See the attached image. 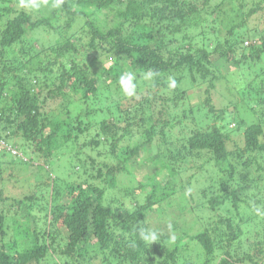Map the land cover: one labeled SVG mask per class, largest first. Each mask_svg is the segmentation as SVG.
I'll return each instance as SVG.
<instances>
[{
    "label": "trees",
    "instance_id": "1",
    "mask_svg": "<svg viewBox=\"0 0 264 264\" xmlns=\"http://www.w3.org/2000/svg\"><path fill=\"white\" fill-rule=\"evenodd\" d=\"M56 3L47 0L40 10L25 11L17 7L18 0H0V137L21 135L33 155L49 160L59 146V132L68 136L72 130L93 131L83 145L90 151L108 146L110 159L116 162L104 164L87 155L94 175L77 156L74 167L99 184L86 180L71 184L68 207L56 204L59 186L48 199L2 196L1 175L8 168L2 159L12 157L1 149L0 264H47V257L51 264H79L89 243L96 245V264H264V215L253 210L257 205L264 211L263 77L253 97L242 87L247 72L253 69L251 75L258 76L256 66L264 60V29L250 31L246 26L263 10L264 0H222L213 7L211 0H62L55 7ZM245 4L248 8L242 10ZM109 21L114 25L104 30L103 23ZM47 32L56 36L54 43L40 36ZM77 33L87 35L90 55L102 51L113 64L127 63L144 73L154 70L156 77L145 81L142 75L145 87L137 85L139 93L132 97L120 91L119 66L114 72L104 69L102 75L94 71L88 78L91 63L69 59L80 54L77 41L82 39ZM27 37L40 49L25 43ZM96 54L94 61L102 56ZM230 58L245 70L238 68L240 79L226 86L224 95L234 104L233 113L241 104L253 117L234 119V128L225 121L223 108L213 104L221 79L214 63ZM106 74L105 88L114 92L110 90L108 104L97 106V84ZM170 77L175 88L169 87ZM37 85L51 90L42 96ZM71 91L78 97L75 116L70 117L67 104L61 103L65 118H46L42 113L46 100H63ZM199 109L214 117L204 129L193 116ZM97 117L94 126L88 123ZM136 133L143 141L132 139ZM152 144L157 153L141 181L133 182L124 194L128 203L113 197L105 204V192L116 188L117 175L130 173L129 161ZM137 196L142 202H129ZM10 200L9 205L25 203L28 219L15 229L18 233L32 227L29 248L19 238L5 241L9 225L1 206ZM144 228L157 230L158 241L145 243L140 238ZM173 235L175 241L170 242Z\"/></svg>",
    "mask_w": 264,
    "mask_h": 264
},
{
    "label": "rangeland",
    "instance_id": "2",
    "mask_svg": "<svg viewBox=\"0 0 264 264\" xmlns=\"http://www.w3.org/2000/svg\"><path fill=\"white\" fill-rule=\"evenodd\" d=\"M221 2L222 0H211V3H212L211 7L215 5H219ZM246 8H248V6H246L245 4L242 10ZM216 12L218 11L216 10ZM106 20H109V19H106ZM246 22H247L246 26H248L247 28L248 30L250 31L258 30L261 32L264 29V8L263 10L258 11L255 15L251 16V18ZM103 25H104L103 29L107 30L109 25H114V23L112 24V22L109 21L107 23H103ZM68 33L70 34V31ZM31 36H33L34 38L38 37L34 33L31 34ZM40 36H42V38H44L48 44L54 43L56 39V36H54L52 33H49V32L43 33V34L40 33ZM76 36L77 38L79 37L82 39V40L77 41V44L79 48L81 49L80 54L78 56L70 55L69 59L76 58L78 61H80L86 66H88V64L91 63L90 70H89L90 73L88 74V78L92 77V73L94 71L95 73L102 75V73L105 72L104 69L110 72H114L115 69H118L117 67L119 66L120 62L113 64L109 59L106 60L105 58H103L102 51H101V54L94 53L93 55H90L86 51L87 50L86 45L89 40L87 39V35L85 34L82 35L80 33H77ZM245 42L249 43L248 46L252 44V41L250 38L245 39ZM25 43L34 44L32 42V37H27L25 39ZM34 45L36 46L37 49H40L39 45L37 44H34ZM95 54L102 55V56H99L94 61ZM9 56L11 59L16 58L13 55H9ZM263 61L264 60H260L259 62V64L261 63L260 66L259 64L256 66V71H258L259 74L263 72L262 70H264ZM240 63L241 62L237 64L234 61V58L233 59L230 58L229 60L220 59L214 63L215 69L219 71L220 73L219 75L221 76V79L219 81V84L217 85L216 93L213 94V102H214L213 104L215 108H217L218 110L223 108L225 121L226 122L231 121L230 123L231 128H234L233 126V124H235V122H233L234 119L238 120L239 118L242 119V118L249 117L250 120H253V117H251L250 114L246 112L245 106H241V104L239 105L240 108L238 107L237 112L233 113L235 111L234 104L228 102L224 95L225 87L227 86V88H230L229 85H232V82L235 79H238V80L240 79V77H238L239 69L240 71L245 70V68H242L243 65H241ZM120 68H121L122 73L125 71L134 72L136 74V80H137L138 87H143V88L145 87L143 84L140 83L141 78H142L141 76L144 74L142 70H138V69L133 70L131 67H129L127 63H124V65L121 66ZM87 71H88V68H87ZM118 71H117V75H118ZM56 72H57V68H54V73ZM250 72H254V70L252 69ZM250 72H247V74L249 73L248 74L249 77L243 80L244 85H242V87L244 91L250 94L249 95L250 97H253V94L256 93L254 91V88L261 85L262 77L264 81V74L263 75L258 74L257 76L256 73L251 75ZM236 73H238L237 77L235 76ZM107 74L103 75L102 79L99 80L97 84V88L99 89L98 96L100 97L97 101V106L104 107L106 104L110 102L107 96L110 94V90L112 88L108 90L107 88H105L107 87L106 77H109ZM249 84L250 86L248 87ZM263 86H264V83H263ZM49 90H51L50 87H46L43 90L38 85L36 87V91L39 92L42 96H44L45 93L48 92ZM76 92L77 91L68 92L66 97H63V100L62 98L46 100V104L42 111V113H44V116L48 119H56V120L65 118L63 117L65 116V109H61V106H60L61 103L67 104L66 106L70 110V117L75 116V113L78 111V106L73 107L76 105L75 101H77L78 99ZM113 92L114 90L112 89V93ZM138 93L139 92H136L134 96H137ZM189 94L191 95L190 96L191 104H195L196 103L195 101H197V99L193 94V90H190ZM237 99L240 101L239 96H237ZM245 99H247L246 96H245ZM109 107L111 108V106ZM199 110H200L199 113L193 114V116L196 118L195 121L198 125V128L204 129L207 126L214 123V117L212 116V114L210 115L206 110H203V109H199ZM97 119L99 118L97 117L95 120H90L88 123L94 126L95 122L99 121ZM76 124L77 123H74V126H76ZM45 132L48 133V129ZM93 133H94L93 131H90L84 134H77L74 130H72V132H70L68 136H65V134L59 132V135H60L58 139L59 146L57 150L55 151V153L53 154V157L50 158L49 160L48 159L45 160L43 157L41 158V157H38L37 155H33L30 151L29 144H27V142L24 141L21 135L20 137H17V136L13 137V133H12V137H10L9 140L7 139L8 142L16 146V149L18 152L20 153L23 152L22 156L26 160H28V162H23L24 161L23 159H22L23 161H20L19 159L14 158L12 156H11L12 157L11 161H4L2 159V162H4V165L6 167L8 166L6 170L4 169V172L1 175V178H2L1 189L3 190L2 196H6V197L9 196L13 199L23 200V201L25 200L26 197H32V198H38V199L39 198L48 199L49 196L54 195L53 190H55V188L59 186L61 190H60L59 196L56 195L58 196L57 197L58 199L56 198L57 199L56 204L58 205L63 204V206L68 205L69 207L72 203V199L70 195L71 188H69V186L71 184H74V185L78 184V182H81L83 180H86L90 183L93 182L89 178L90 174H82L80 169H78L77 167H74V165L78 164L77 156L82 157L81 159L85 162V164L89 168L88 172L91 171V168L89 167L90 161L87 155H91L95 157L97 162H100V163L102 162L104 164L114 165L116 162L115 159L113 160L110 159V156L108 154V146L104 147L103 145H101L95 149L96 151L91 150L92 151L91 152L88 146L83 145L85 140L90 139ZM140 134L141 133H136L132 139H134L135 141H139V142L143 141L142 140L143 136ZM76 135H78L77 139H75ZM238 145H241V143L239 142ZM229 149H233L232 144L229 145ZM97 153L99 154L97 155ZM156 153H157L156 145L152 144L149 146L146 152H139L137 157L130 160L128 163V168H129L130 173H122L119 176L117 175L118 182H117L116 188L106 190L105 195H104V203L106 204L113 197H116V199H118L120 203L121 201H123L125 204H127L128 202L123 200L124 194L128 190H131L134 187L135 184H133V182L136 183L137 181H141V175L145 173V168H147L150 165L149 164L150 159ZM31 157L33 159H31ZM94 168H96V166ZM91 173L95 175L96 171L93 169ZM93 183L99 184V180L95 179ZM134 200L138 202H142V198L140 196H137L134 199H131L129 202L133 203ZM10 202L12 201L10 200V201H7L6 204H3V203H2L3 205L1 204L2 205L1 208L6 214L7 224L9 225V227L7 226L8 234L5 238V241L7 243H12L14 240H17L16 238H19L22 241V244L29 248L30 240H31L30 230L32 227L29 226L30 230L27 229V231L18 230V233H16L17 230L15 229L17 227H18L17 229H19V224L24 223L28 219V217H26L27 215L25 214L26 212L24 211L25 203L20 202L21 205H18L16 203H14V205H9ZM157 215L158 214L156 213V216ZM42 223L43 221L40 223V228L43 227ZM44 224L47 227L48 221H44ZM60 232H61L59 235L60 242H63L64 241L63 238L65 237V234H63V230H60ZM85 248L87 249V253L84 259H78L79 264H96L97 261H99V259L93 256L94 252L97 251L95 243H89ZM89 257H91L90 260H89ZM54 258L57 259V253L54 255ZM51 260L52 259H49L48 257L45 259L47 264H51L52 262Z\"/></svg>",
    "mask_w": 264,
    "mask_h": 264
},
{
    "label": "clouds",
    "instance_id": "3",
    "mask_svg": "<svg viewBox=\"0 0 264 264\" xmlns=\"http://www.w3.org/2000/svg\"><path fill=\"white\" fill-rule=\"evenodd\" d=\"M60 3H62V0H57L56 5L54 6L59 7ZM46 4H47V0H18L17 7L25 11H37L43 8ZM156 75L157 73L154 70H149L143 74V79L145 81H152L154 80ZM118 84H119L120 91L122 92L123 95L127 97H132L136 94L137 83H136V74L134 72L132 71L123 72L118 78ZM169 87L170 88L176 87V81L174 78H171V77L169 78ZM2 138L8 144L16 148V146L9 143L7 139H5L4 137ZM17 159H19L20 161H23L22 158H17ZM23 162H28V160L23 161ZM253 210L255 211L257 215H264V211H262L261 206L253 205ZM169 228H171V225H169ZM159 237H160V233L155 229H152V228L141 229L140 238L145 243H147L149 246L157 242ZM174 241H175V236L173 235L170 239V242H174Z\"/></svg>",
    "mask_w": 264,
    "mask_h": 264
},
{
    "label": "built area",
    "instance_id": "4",
    "mask_svg": "<svg viewBox=\"0 0 264 264\" xmlns=\"http://www.w3.org/2000/svg\"><path fill=\"white\" fill-rule=\"evenodd\" d=\"M1 149L9 152L12 156L16 158H22L24 161H26L22 154L18 152L15 147L8 144L2 137H0V150Z\"/></svg>",
    "mask_w": 264,
    "mask_h": 264
}]
</instances>
